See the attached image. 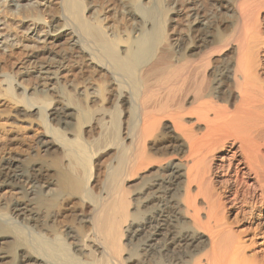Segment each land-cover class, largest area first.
I'll return each instance as SVG.
<instances>
[{"label":"bare ground","instance_id":"bare-ground-1","mask_svg":"<svg viewBox=\"0 0 264 264\" xmlns=\"http://www.w3.org/2000/svg\"><path fill=\"white\" fill-rule=\"evenodd\" d=\"M32 1L9 4L34 30L49 10L62 25L37 31L18 68L37 81L29 98L15 95L13 77L1 83L19 114L45 129L42 152L63 155L51 174L40 163L29 173L0 166V191L15 193L0 195L5 220L35 230L29 250L16 230L17 264H264V0H146L147 31L130 42L127 24L103 6ZM64 44L72 57L59 56ZM51 96L67 103L46 115ZM75 96L96 105L86 139L68 132L85 109ZM69 203L80 212L64 215ZM61 219L77 231L57 236Z\"/></svg>","mask_w":264,"mask_h":264},{"label":"rangeland","instance_id":"rangeland-1","mask_svg":"<svg viewBox=\"0 0 264 264\" xmlns=\"http://www.w3.org/2000/svg\"><path fill=\"white\" fill-rule=\"evenodd\" d=\"M2 1H5L3 7H5L7 11H9L8 12L9 14L7 17H4V15L0 14V18H1L0 36L3 35L9 37L10 41L6 44V42H3V40L0 39V54H1L0 55L1 58L0 59V166L6 163H12L15 164L17 168H19L18 170H22L25 173L26 172L29 173L31 172L29 169H31L35 164L40 163L39 165L43 167L44 173L51 174V172L55 170L53 166L54 159L58 158V155L60 158L63 155V150L61 151L62 148L61 147L54 148L52 149L51 153L48 155L42 152V149L38 141L43 137V134H45V129H43V126L38 122L37 116H35V114L34 115L29 114L27 116H22L21 114H19V110L21 109L22 105H17L10 98L4 96V91H3L4 85L1 83V81L3 80L4 75L13 77V82L17 84L21 82L20 86L22 88L16 90L15 95L18 97H22L24 92L25 96L29 98V95L32 92H34L32 90L37 81L31 79L30 77H23L20 74L19 72L20 70L18 68L21 67L22 64L24 63L28 53L32 52V50L35 49L33 47L36 46L35 44L38 39L37 36H35L34 34L37 31H38L37 34L40 32L39 36H41L43 35V33H45V31L49 30L48 28L49 23L53 24L56 27L62 25V23L57 19V17H59L60 12L59 10H49V12L47 11L43 13V18L45 20L43 22H37L34 30V22H32L31 19H23L20 15V11L13 9L11 4H9V0H2ZM145 2L146 0H84L83 1L85 11H87V9H89L91 6L99 5V6H103L104 10L111 12L115 19H121V20L123 19L122 23L127 24V36L129 42L137 38L138 35L137 30L144 31V33L147 31V26L145 23L146 17L144 11L143 9L139 8V6H144ZM31 5L34 7L36 6L43 7L44 5H46V1L33 0ZM2 9L3 8L1 7L0 11H2ZM126 12H128V16L126 15ZM126 18L129 19V21ZM125 20L127 21L125 22ZM18 25H19V29H18ZM29 28L31 29L28 32L27 29ZM32 30H34V33H31ZM64 31L65 29H61L57 33H63ZM119 36L122 39H125V37H123L122 30H119ZM30 38L31 40H29ZM129 42L127 44L120 43L119 51L121 50V47L128 48ZM10 44H12L13 46L10 47L9 46ZM1 50H4V52L1 53ZM57 50H59V56L65 55L69 58L74 55L73 51H71V49L68 47L67 44H64L63 47ZM3 56H5L7 60L9 59L10 61L5 63L4 61L5 58L2 59ZM217 63L218 60H216V64ZM70 70H71L70 75L75 77L76 80H79L81 74H78L76 65L71 67ZM84 71H88V69L84 68ZM104 87L105 85H103V88ZM62 90L65 92L64 89ZM63 91H61V93ZM64 92L61 94L62 96L65 95ZM46 98H49L48 102L51 103L46 109V113H47L46 115H48V111L52 107L61 108L63 107V104L67 103L62 99L56 98V96H51ZM72 99H74L77 104L84 105L85 109L79 113H76V121H74V124L70 127L71 130H68V132H70V134L76 133L80 135L83 139H86L88 138V135L86 134L85 131L93 123L96 105L89 103L88 100L85 103L83 97L75 96ZM46 120H47L46 121L47 125L50 126L51 128L54 129L59 128V125L57 126L56 122L51 118H49V116L46 117ZM47 136L50 137L49 134H47ZM67 138L71 140L72 136L67 135ZM2 177L0 181L4 178ZM93 179H94V173H93V177L90 180L91 183L89 182L90 184H94V182H92ZM44 181L46 180H43L42 183ZM0 195L4 198L7 197L8 200L9 198L11 199L12 197H14L15 193L10 188H3L0 191ZM78 204H80V201H78ZM71 208H73V204L69 203V205L66 207V210L64 209L62 210V212H65V214L64 213L63 214L68 215L69 214L68 210ZM79 208L80 207L76 206L74 207V209H71V211L74 210L72 211V213L78 214L80 212ZM10 214L11 213L9 210V206L0 204V222L1 221L4 222V220L8 216H10ZM7 221L8 219L5 220V223ZM5 225H7L6 227L7 229H4V232L10 235H8V237H5L3 239L0 238V247L2 248L3 252L6 255H8V258L3 261L4 262L3 264H17L18 263L17 258L19 254L18 251L19 243L15 241V238L17 231L19 232L21 226L19 225L17 226V224H11L9 221ZM66 226L72 228L75 231H77L78 229V226L76 222H74V220L69 222H62L61 219V224H59L56 228L57 236L61 238L63 237L64 229ZM28 229L27 228L21 229L22 232L21 238L24 237L22 239L26 238V242L27 239L29 242V243L27 242L26 245L25 240L23 241L25 248L27 250H29L30 244L35 237V230L31 229L29 226ZM11 235H14L15 237L14 236L10 237ZM2 242H4L5 244L1 245ZM69 252L72 253L70 250Z\"/></svg>","mask_w":264,"mask_h":264}]
</instances>
